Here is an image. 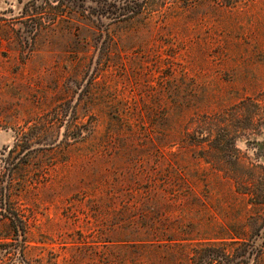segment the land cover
Wrapping results in <instances>:
<instances>
[{
	"label": "rangeland",
	"instance_id": "1",
	"mask_svg": "<svg viewBox=\"0 0 264 264\" xmlns=\"http://www.w3.org/2000/svg\"><path fill=\"white\" fill-rule=\"evenodd\" d=\"M105 1L0 0L6 264H190L187 233L264 227L210 154L212 121L264 87V0ZM263 138L237 134L231 158L264 166Z\"/></svg>",
	"mask_w": 264,
	"mask_h": 264
},
{
	"label": "trees",
	"instance_id": "2",
	"mask_svg": "<svg viewBox=\"0 0 264 264\" xmlns=\"http://www.w3.org/2000/svg\"><path fill=\"white\" fill-rule=\"evenodd\" d=\"M76 0H64L62 3L63 8L60 11H53L55 15L71 17L78 13L79 9L74 7L79 6L75 3ZM143 5L135 0H112L111 2L103 3L101 6L106 10L100 11V14H108L112 17L129 15L137 13ZM56 8V5L53 8ZM60 7V6H57ZM111 8V9H110ZM83 12V8L80 10ZM79 12V13H80ZM82 14V13H81ZM213 129L216 145H211L212 153H222L229 156L227 161H216L215 165L222 167L224 176L233 182L234 190L241 193L246 197V203L252 207H260L264 209V187L262 180H258L256 175L257 169L264 171L262 164H245L239 159H233L232 151L236 152L234 145V137L237 134H255L263 135L264 137V87L256 94L246 96L233 104L227 113H224L221 118H215L213 121ZM264 145V138L262 140L253 141V147L259 150ZM230 150H232L230 152ZM209 162V161H208ZM224 163V164H223ZM210 164L214 165L210 159ZM260 184L263 188H258ZM259 214L250 215L246 220V226H233L227 225L217 231L209 233L205 237L190 238V233H187L182 239L185 241H195L191 251L189 250L188 257L190 264H247L246 259L250 255L256 257L264 252V239L261 244H255L253 241L250 244L251 238L259 234V231L264 227L256 225L254 219H258ZM248 221V222H247ZM13 222V221H12ZM15 225V223H14ZM19 229L21 227L17 226ZM3 243L4 246L0 247V252L3 253L0 257V264H6V253L8 250V242ZM16 254L15 251H12ZM20 261L14 260L12 264H19Z\"/></svg>",
	"mask_w": 264,
	"mask_h": 264
}]
</instances>
